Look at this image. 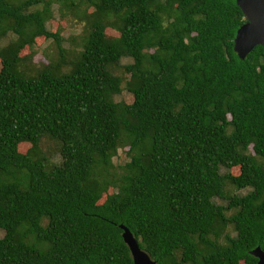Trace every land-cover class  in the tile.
Instances as JSON below:
<instances>
[{
  "label": "trees",
  "instance_id": "trees-1",
  "mask_svg": "<svg viewBox=\"0 0 264 264\" xmlns=\"http://www.w3.org/2000/svg\"><path fill=\"white\" fill-rule=\"evenodd\" d=\"M81 1L100 13L83 16L68 73L28 79L8 66L0 78V264H132L119 224L156 264H255L264 48L233 52L235 0ZM39 2L0 0V35H14L5 63L38 37L65 63L61 37L44 26L48 3L27 12ZM121 58L130 63L116 76ZM121 91L128 104L113 101ZM42 135L59 144L49 168L35 156ZM118 148L127 161L114 167ZM226 184L247 192L228 195Z\"/></svg>",
  "mask_w": 264,
  "mask_h": 264
},
{
  "label": "rangeland",
  "instance_id": "rangeland-1",
  "mask_svg": "<svg viewBox=\"0 0 264 264\" xmlns=\"http://www.w3.org/2000/svg\"><path fill=\"white\" fill-rule=\"evenodd\" d=\"M11 4H18L23 0H8ZM40 2L27 8V12L40 11L48 3V17L45 20V29L51 34H58L61 37V48L63 49L64 64L60 63V56L57 52L56 46L51 39H43L41 37L35 38L31 46H25L18 50L13 57L15 62H6L0 59V78L7 67H12L17 73L28 79H35L40 73L48 71L50 74L60 76L68 73L70 70V62L75 60L79 54L81 43L86 35L87 27L83 16L93 17L95 13H100V8L97 4L88 5L81 0H73L71 3H56L54 0H39ZM117 33L105 29L104 36L111 40L117 37ZM14 40V35L6 33L0 35V49L4 48L8 43ZM130 63V59L121 58L118 64L112 68V72L116 76H122V68L124 65ZM114 102L129 103L128 95L121 91L118 95L113 96ZM29 144H19L17 151L21 154L27 152ZM125 149V148H124ZM120 148L117 149L115 156L112 158V164L122 165L127 161V157L122 154ZM35 156L37 158H44L46 168L51 165L58 164L59 159V144L55 140L46 135H42L36 146ZM225 170L221 169L220 172ZM234 174L237 171H232ZM109 193L112 189H108ZM225 192L228 195H243L247 189L236 191L229 185H225ZM103 198V197H102ZM101 201V200H100ZM214 203L225 205V201L218 199L213 200ZM231 212H226L229 215ZM217 225V223H216ZM225 232L232 234L231 228L227 226ZM1 236V233H0ZM223 242L222 239L219 240ZM178 256V253H176Z\"/></svg>",
  "mask_w": 264,
  "mask_h": 264
},
{
  "label": "water",
  "instance_id": "water-1",
  "mask_svg": "<svg viewBox=\"0 0 264 264\" xmlns=\"http://www.w3.org/2000/svg\"><path fill=\"white\" fill-rule=\"evenodd\" d=\"M235 5L242 14V24L233 36L232 50L239 60H243L254 47L264 48V0H235ZM118 228L132 264H156L138 248L136 241L123 225L119 224ZM249 255L256 259L255 264H264V250L259 246L249 251Z\"/></svg>",
  "mask_w": 264,
  "mask_h": 264
}]
</instances>
